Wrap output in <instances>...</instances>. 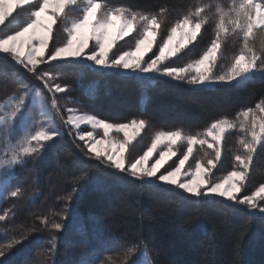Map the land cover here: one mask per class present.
<instances>
[{
  "label": "snow or ice",
  "instance_id": "6c2138e0",
  "mask_svg": "<svg viewBox=\"0 0 264 264\" xmlns=\"http://www.w3.org/2000/svg\"><path fill=\"white\" fill-rule=\"evenodd\" d=\"M167 13V6L149 12L111 4L109 0H0V26L7 29L12 25L14 29L0 32V54L10 57L42 85L30 86L16 72L9 73L6 66L0 65V75H11L17 83L16 91L0 102V197L24 195L19 186L8 191L15 169L28 161H38L54 139L62 136L59 121L70 136L75 133L72 142L84 156L142 185L172 186L188 194L189 199L214 201L220 197L245 206L250 216L258 214L264 219V182L250 194H242L252 177L258 148H264V98L254 106L239 109L233 118L220 116L212 120L203 131L157 130L143 154L130 158V150L148 121L133 118L112 123L77 108L62 109L56 94H64L66 103L74 102L67 96L69 85L59 82L60 74L41 70L42 65L95 66L94 70L101 73L125 70L137 78L148 76L151 82L166 77L200 87L264 79V0H194L165 28ZM209 25L212 38L198 57L182 66H170L185 50L195 47ZM229 39L239 47L226 57L224 46ZM129 40L134 44H128ZM122 45H128L126 50ZM225 59L228 63L221 64ZM82 126L91 130L83 131ZM233 130L239 135L232 169L214 179V169L223 161V142ZM197 150L204 155L198 156ZM57 164L63 169L59 161ZM82 179L76 177L72 190L63 197L64 208L50 214L59 220L39 216L36 219L41 228L33 226L30 230L48 232L49 254L57 249V233L66 227L68 202L79 193ZM32 198L29 196V200ZM8 216L5 210L0 222ZM79 227L82 231L83 226ZM243 234L238 238L237 250ZM18 243L12 239L0 246V258ZM142 243L137 236L136 242L121 253L106 256L100 264H152L146 247L140 248ZM137 252L139 261L131 260ZM4 264L11 262L4 259Z\"/></svg>",
  "mask_w": 264,
  "mask_h": 264
},
{
  "label": "trees",
  "instance_id": "16d2710c",
  "mask_svg": "<svg viewBox=\"0 0 264 264\" xmlns=\"http://www.w3.org/2000/svg\"><path fill=\"white\" fill-rule=\"evenodd\" d=\"M193 2L109 0L111 4H126L149 12L167 6L165 28ZM20 15L22 19L23 13ZM4 30L14 29L12 25L7 29L0 26V32ZM211 37L209 25L195 47L185 50L170 66H182L198 57ZM128 44L134 41L129 40ZM226 44L227 50L239 47L231 39ZM121 47L125 50L128 45ZM224 55L231 54L224 52ZM223 62L226 59L220 61ZM0 65L6 66L9 73L16 72L30 86L42 87L10 57L0 54ZM94 69V66H41L42 71L60 74L59 82L69 85L67 96L74 102L66 103L64 94H56L62 109L77 108L112 123L133 118L148 121L140 140L130 150V158L147 148L157 130L203 131L212 120L220 116L233 118L239 109L254 106L264 98V79L258 77L246 84L232 82L200 87L166 77H156L151 82L148 76L137 78L131 73H101ZM16 89V80L11 75H0V102ZM60 130L62 136L54 139L38 161H28L15 169L8 191L19 186L24 195L21 198L5 196L0 202V214L9 212L7 220L0 222V246L12 239L19 241L5 258H0V264H4V259L11 264H82V261L100 264L106 256L121 253L136 242L137 236L143 241L140 248L146 247L152 264H264V219L258 214L250 216L245 206L220 197L214 201L189 199L188 194L172 186L142 185L84 156L72 142L75 133L70 136L63 124ZM238 135L236 130L227 134L223 161L214 169L215 178L223 177L232 169ZM77 143L83 146L81 141ZM196 154L204 155L199 150ZM58 161L63 169L58 167ZM81 176L80 191L68 202L66 227L57 233V249L49 254L46 252L50 247L48 232L30 230L33 226L41 228L36 219L39 216L60 219L50 214L64 208L63 197L72 190L75 178ZM261 182H264V148H258L252 177L242 194H250ZM29 196L33 198L29 200ZM138 254L130 259L135 260Z\"/></svg>",
  "mask_w": 264,
  "mask_h": 264
},
{
  "label": "rangeland",
  "instance_id": "374dc122",
  "mask_svg": "<svg viewBox=\"0 0 264 264\" xmlns=\"http://www.w3.org/2000/svg\"><path fill=\"white\" fill-rule=\"evenodd\" d=\"M212 38V37H211ZM211 40V39H210ZM227 47H228V44H226L225 46H224V52L227 54V55H230V54H232V53H234V51L235 50H227ZM126 50V49H125ZM150 55V54H149ZM226 63H228V60H226V62H223L222 64H226ZM95 67V66H94ZM120 72H124V73H130V72H128V71H125V70H120ZM143 77H145V76H143ZM238 84H240V83H238ZM213 85H215V84H213ZM184 111V110H183ZM67 114H65V116H66ZM57 126L60 128V126H61V124L59 123V121H57ZM70 127V126H69ZM82 130L83 131H90L91 130V128L90 127H86V126H82ZM100 135H102V132L101 133H99ZM121 135V137H122V134H120ZM138 140H140V137H138L137 138V141ZM82 142V141H81ZM82 144H83V142H82ZM148 147V146H147ZM146 150V149H145ZM161 150H163V149H161ZM143 154V152L140 154V155H142ZM155 157H158V152L157 153H154L153 154ZM136 157V156H135ZM173 159H175V158H173ZM171 163V162H170ZM213 178L214 179H217V178H215L214 176H213ZM222 178V177H221ZM5 197V196H4ZM4 197H0V202H1V200L4 198ZM139 259H140V254H138V256L135 258V260L136 261H139Z\"/></svg>",
  "mask_w": 264,
  "mask_h": 264
}]
</instances>
